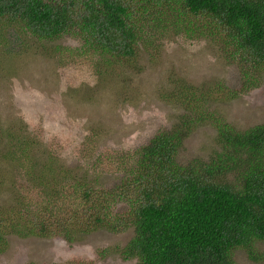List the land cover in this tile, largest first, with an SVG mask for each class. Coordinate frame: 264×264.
I'll return each mask as SVG.
<instances>
[{"label": "trees", "instance_id": "obj_1", "mask_svg": "<svg viewBox=\"0 0 264 264\" xmlns=\"http://www.w3.org/2000/svg\"><path fill=\"white\" fill-rule=\"evenodd\" d=\"M16 25L38 40L68 38L81 44L75 48L80 55L91 51L131 68L142 49L153 58L170 34L194 40L209 32L237 64L241 86L217 84L199 93L177 83L164 100L184 110L180 120L124 156V177L116 187L78 186L67 210L56 214L48 210L55 191L48 195L40 182L45 197L34 203L36 213L24 227L15 220L21 218L0 213V252L14 233L71 242L76 234L106 229L132 230L121 256L133 264H235L238 249L258 260L255 245L264 243V124L239 131L210 106L249 93L264 73V0H0V28ZM204 123L216 129L221 152L210 161L179 164L183 139ZM118 204L125 206L122 214L114 213Z\"/></svg>", "mask_w": 264, "mask_h": 264}, {"label": "rangeland", "instance_id": "obj_2", "mask_svg": "<svg viewBox=\"0 0 264 264\" xmlns=\"http://www.w3.org/2000/svg\"><path fill=\"white\" fill-rule=\"evenodd\" d=\"M170 35L153 58L142 49L131 68L91 51L80 55L81 44L68 38L38 40L17 25L0 28V213L9 211L24 227L36 213L34 203L45 197L40 182L48 195L55 191L48 210L56 214L67 210L78 186L116 187L124 156L180 120L184 110L164 100L177 83L199 93L217 84L239 89L237 64L209 32L194 40ZM65 47L74 50L66 53ZM256 85L237 98L213 101L211 110L239 131L264 124V73ZM221 150L216 129L204 123L183 139L177 162L210 161ZM125 210L118 204L114 213ZM16 234L6 237L0 264H133L121 256L132 230L101 229L76 234L71 242ZM255 251L258 260L235 250L234 263L264 264V243H256Z\"/></svg>", "mask_w": 264, "mask_h": 264}]
</instances>
